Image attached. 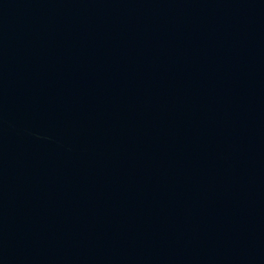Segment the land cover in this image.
<instances>
[{"label":"water","instance_id":"95a60500","mask_svg":"<svg viewBox=\"0 0 264 264\" xmlns=\"http://www.w3.org/2000/svg\"><path fill=\"white\" fill-rule=\"evenodd\" d=\"M0 264H264V0H0Z\"/></svg>","mask_w":264,"mask_h":264}]
</instances>
